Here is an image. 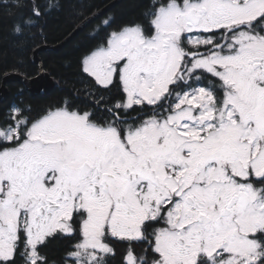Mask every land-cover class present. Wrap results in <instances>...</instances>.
Returning <instances> with one entry per match:
<instances>
[{"label": "snow or ice", "instance_id": "snow-or-ice-1", "mask_svg": "<svg viewBox=\"0 0 264 264\" xmlns=\"http://www.w3.org/2000/svg\"><path fill=\"white\" fill-rule=\"evenodd\" d=\"M137 7L81 15L83 92L0 111V264H264V0Z\"/></svg>", "mask_w": 264, "mask_h": 264}, {"label": "trees", "instance_id": "trees-1", "mask_svg": "<svg viewBox=\"0 0 264 264\" xmlns=\"http://www.w3.org/2000/svg\"><path fill=\"white\" fill-rule=\"evenodd\" d=\"M110 0H52L57 5L51 13L41 20L38 27L26 30L23 36L13 31L14 21L19 9L12 6L14 0H0V81L7 72L19 73L29 77L37 73V65L31 63L32 51L42 44H56L66 37L75 26L80 23L81 15L91 13ZM140 0H123L109 10L106 15L114 16L118 22L136 19L141 9L137 7ZM87 17V16H85ZM103 19V17H101ZM90 29H83L72 41L58 51H41L38 56L42 60L43 68L57 82L54 88L43 96L32 97L18 82H8V98L0 102V111L9 105L23 103L40 108L58 102L69 93L77 90L84 91L85 85L81 82L79 59L88 41L85 34ZM21 90H19V89ZM67 241L53 239L47 252L53 264H60L63 250Z\"/></svg>", "mask_w": 264, "mask_h": 264}, {"label": "water", "instance_id": "water-1", "mask_svg": "<svg viewBox=\"0 0 264 264\" xmlns=\"http://www.w3.org/2000/svg\"><path fill=\"white\" fill-rule=\"evenodd\" d=\"M123 0H110L108 3H106L101 8L93 11L92 13L103 11L105 14L111 10L115 5L120 3ZM87 17H85L86 19ZM83 24V20L78 23L75 28L61 41H59L56 44H42L38 47H36L30 56L31 63L37 65L38 72L35 76L32 77H25L19 73L15 72H7L2 75L1 81H0V101L5 100L8 96V88L6 86V83L8 82H19L24 85V88L26 91L29 92L30 95H44L47 93L52 85L53 80L52 77L48 72H46L43 68L42 60L39 58L38 54L41 51H58L62 49L65 45H67L70 41H72L81 31V25Z\"/></svg>", "mask_w": 264, "mask_h": 264}, {"label": "flooded vegetation", "instance_id": "flooded-vegetation-1", "mask_svg": "<svg viewBox=\"0 0 264 264\" xmlns=\"http://www.w3.org/2000/svg\"><path fill=\"white\" fill-rule=\"evenodd\" d=\"M38 68V67H37ZM37 72H38V70H37ZM37 73H35V74H33V75H31V76H29V77H32V76H35ZM52 80H53V85H52V87H51V89L47 92V93H49L53 88H54V86L57 84V82L52 78ZM19 83V82H18ZM22 84V83H21ZM23 85V84H22ZM23 87H24V85H23ZM19 89V88H18ZM25 89V88H24ZM19 90H21V89H19ZM26 91V90H25ZM28 92V91H27ZM29 93V92H28ZM47 93H45V94H47ZM44 94V95H45ZM30 95V94H29ZM39 96H43V95H40V94H38ZM38 95H35V96H38ZM8 96H9V93H8ZM8 96H7V98H8ZM30 96H32V95H30ZM35 96H32V97H35ZM6 98V99H7ZM5 99V100H6ZM5 100H1L0 102H3V101H5ZM60 101V100H59ZM58 101V102H59ZM54 103H56V102H54ZM15 105V104H14ZM26 106H30L31 108H33V109H35V110H40V109H43V108H40V107H37V106H33V105H26ZM45 108V107H44ZM6 109V108H5ZM117 246V248H119L120 247V245L119 244H117L116 245ZM113 264H116V262H113Z\"/></svg>", "mask_w": 264, "mask_h": 264}]
</instances>
